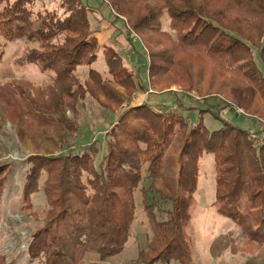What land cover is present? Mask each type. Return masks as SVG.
Masks as SVG:
<instances>
[{
  "label": "trees",
  "instance_id": "1",
  "mask_svg": "<svg viewBox=\"0 0 264 264\" xmlns=\"http://www.w3.org/2000/svg\"><path fill=\"white\" fill-rule=\"evenodd\" d=\"M104 1L111 5L115 19L127 17L125 27L130 31L138 34L152 31L170 44L160 54L151 53L149 48L150 59L146 65L150 85L158 83L155 72L166 74L169 68L180 67L181 76L189 83L188 89L200 93L202 75L198 70L196 74L192 72L194 67L208 71L207 88L216 85L218 75L221 87L250 89L264 100V72L260 73L253 60L246 63L245 70L244 64L237 63L242 59L238 49L248 50L256 42L255 36L264 39V0H153L152 5L142 9L132 6L129 0ZM39 2L44 6L43 0H0L3 3L0 36L9 41L20 38L33 41L40 50H29L24 62L53 73L47 85L51 86L49 98L29 100L27 114L33 118L40 109L44 113H51V109L64 113V103L55 105L56 101L53 104L51 98L61 97L60 101L64 97L73 98L70 91L75 85L80 89L81 83L86 88L87 83L94 82L104 90L103 82H107L94 69L83 78L76 73L78 67L95 62L99 49L85 3L63 0L67 13L59 18L46 7L42 8L44 14L34 12L33 7ZM251 16L257 23H250ZM162 20L168 22L169 30L178 33L176 42L168 39L171 33L161 28ZM144 41L152 46L150 40L144 38ZM199 53L204 55L206 63H186L183 59L185 54L191 57ZM104 54L107 71L115 73L113 69L125 67L118 52L107 49ZM259 54L264 64V42ZM155 57L162 58L161 62L156 64ZM227 71L232 74L225 80L221 75ZM130 78L135 81L132 75ZM176 82L183 83L180 76ZM137 85V90L147 88L139 81ZM131 89L135 90L136 86ZM19 93L25 100L24 93ZM155 105L148 101L130 109L131 114L117 118L116 121H121L106 134L107 144L102 153L92 151L93 144L87 143L81 144L76 152L28 159L21 191L24 201L41 188L50 216L47 226L35 233L29 244V253L38 263L78 264L86 253L94 254L98 262L119 255L131 234L136 218L135 193L139 191L149 237L146 248L139 251L134 262L138 258L142 263L137 264H169L174 260L187 264L190 241L185 236V228L200 175L199 161L204 154H211L213 158L215 198L212 205H217V212L239 222L240 205L245 200L258 210L255 221L258 228H264V143L228 121L221 119V127L210 131L201 122L191 125L177 115L158 113ZM247 109L259 111L254 110L253 102L252 106L247 104ZM51 126H54L53 120L47 123V127ZM175 126L183 131L184 138L177 158L179 167L172 177L165 172L160 150L168 144ZM127 143L136 150L128 151ZM40 181L42 184L38 186ZM49 234V240L43 238ZM255 240L261 242L264 238L257 236ZM145 250L152 255L147 256Z\"/></svg>",
  "mask_w": 264,
  "mask_h": 264
},
{
  "label": "rangeland",
  "instance_id": "2",
  "mask_svg": "<svg viewBox=\"0 0 264 264\" xmlns=\"http://www.w3.org/2000/svg\"><path fill=\"white\" fill-rule=\"evenodd\" d=\"M62 1L43 0L44 6H40L42 3L39 2L35 8L33 7V11H41L44 14L45 9L42 8L46 7L48 8L46 10L63 18L67 8ZM82 1L90 16L94 33H106L108 37L106 41L100 38L101 44H99L95 62L78 67L76 73L83 78L90 69H94L102 74L104 81L109 83L103 82L104 90H100L99 84L94 82L87 83L86 88L81 83L80 89L77 85L72 87L70 92L74 94L73 98L64 97L60 101L61 97H52L53 104L55 101V105L64 103V113L53 109L51 113H44L40 109L35 111L37 117L33 118L27 114L30 99L41 101L49 98L48 90L51 86L47 85L52 81L53 73L44 72L33 64L24 62V56L29 50L34 48L40 50L33 41L25 38L9 41L0 36V264H40L37 259L31 257L29 244L33 235L47 226L50 217L47 213L49 206L41 188H37L24 201L21 191L28 159L33 156L46 157L76 152L81 144L87 143L93 144L92 151L97 150L102 153L107 144L105 136L111 126L121 121H116L117 118L131 114L129 111L134 107L148 101L154 105L159 104L153 106L156 112L177 115L191 125L201 122L210 131L220 128L222 119L249 131L259 142L264 143V100L256 96L255 92L251 93L250 89L237 90L221 87L218 84L220 82L218 75L215 77L216 85L207 88L205 85L209 82L208 71L194 67L191 71L196 74L198 70V73L202 75L200 93L188 89L189 83L186 77L181 76L183 69L180 67H171L166 74H163V71L155 72V76L158 75V83L153 82L150 85L146 65L150 59L149 48H152L151 53L160 54L163 51L166 52L170 44L152 31H147L146 34L130 31L125 27L128 23L127 17L121 16L123 21L122 18L115 19L111 5L106 4L104 0ZM129 1L132 6L141 9L154 2L153 0ZM95 11L100 16V20L107 14L104 19H109L107 21L113 25V32L111 25L104 23V20L101 23L99 18L96 19ZM34 14L32 17H36ZM249 19L250 23H257L255 17L251 16ZM102 24L105 27L101 29ZM161 28L172 34L168 35L170 41L176 42L178 33L169 30L167 21L162 20ZM110 31L112 34L109 36ZM182 32H179V35ZM128 34L129 38H127ZM65 35L71 36L68 33ZM144 38L150 40L152 46H148ZM255 38L256 42L252 43L248 50L245 48L237 50V54L240 53L242 57L237 63L244 64L243 70H245L248 67L246 63L253 60L262 74L264 64H261L259 49L264 39L256 36ZM107 49L118 52L126 68L113 69L115 73L107 71L104 54ZM185 55L183 59L186 63L191 61L206 63L201 53L192 54L191 57ZM161 59L155 57V63H160ZM223 73L221 77L224 79H229L232 74L229 71ZM130 75L136 82L129 79ZM179 76L183 83H174ZM10 81L13 83L6 85ZM138 81L147 88L137 90ZM79 83L80 80H78ZM133 85L136 86L135 90L131 89ZM102 91L107 96L101 94ZM19 92L24 93L25 100ZM80 94H83L82 97ZM116 100L121 102L117 103ZM252 102L255 106L254 110L257 108L259 111L247 109V104L252 106ZM70 105L75 106L74 109L70 108ZM222 106L224 107L221 109ZM50 120H53L54 126L47 127ZM183 138V131L180 132L178 126H175L174 133L169 136L168 144L162 146L160 150L163 151L165 172L172 177H175L179 167L177 158L180 155ZM125 146L128 151L136 150L128 143ZM140 147L143 151L144 146ZM155 150L154 148L152 151ZM199 164L200 175L197 189L189 208L190 220L185 228V236L190 241V260L187 264H264V241L255 240L257 236L264 238V228H258L255 221L258 210L251 208L243 200L240 205L242 217L239 222L219 214L217 205H212L215 198L212 155L204 154ZM42 177H45V173ZM41 184L42 181L38 183V186ZM135 207L136 218L123 251L101 262L97 261L94 254L86 253L78 264L142 263L141 259L137 258L135 262L134 260L139 251L146 248L149 233L139 191L135 193ZM50 236L49 234L43 238L49 240ZM145 251L147 256L152 255ZM169 264L183 263L174 260Z\"/></svg>",
  "mask_w": 264,
  "mask_h": 264
},
{
  "label": "crops",
  "instance_id": "3",
  "mask_svg": "<svg viewBox=\"0 0 264 264\" xmlns=\"http://www.w3.org/2000/svg\"><path fill=\"white\" fill-rule=\"evenodd\" d=\"M106 12L108 13V10H107V9H106ZM95 13H96V19L99 18V21H100L101 23H102L103 20H104V23L111 25V27H112V32H113V25L110 24V22L107 21V20H109V19H104L105 17H107V14H106V16H104L103 18H101V20H100V16L98 15L97 11H95ZM104 27H105V26H103V24H102L101 29L104 28ZM106 31H107V30H106ZM110 32H111V31H110ZM112 32L109 34V36L112 34ZM95 35H96V37H97V39H98V41H99V44H101V43H100V38H102L103 41H106V37H108V35H107L106 33H102V32H101L100 34H96V33H95Z\"/></svg>",
  "mask_w": 264,
  "mask_h": 264
}]
</instances>
